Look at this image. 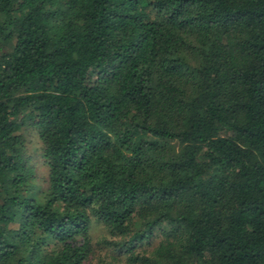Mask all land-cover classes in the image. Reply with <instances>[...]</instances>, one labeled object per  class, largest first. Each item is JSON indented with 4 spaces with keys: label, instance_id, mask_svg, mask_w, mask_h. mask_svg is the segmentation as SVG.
<instances>
[{
    "label": "trees",
    "instance_id": "1",
    "mask_svg": "<svg viewBox=\"0 0 264 264\" xmlns=\"http://www.w3.org/2000/svg\"><path fill=\"white\" fill-rule=\"evenodd\" d=\"M0 264H264V0H0Z\"/></svg>",
    "mask_w": 264,
    "mask_h": 264
},
{
    "label": "rangeland",
    "instance_id": "2",
    "mask_svg": "<svg viewBox=\"0 0 264 264\" xmlns=\"http://www.w3.org/2000/svg\"><path fill=\"white\" fill-rule=\"evenodd\" d=\"M26 138H27V149H28V154L31 159V163L35 169V173L37 175V179L39 183L44 182V177L46 174V166L44 165L41 155H40V144L39 141L36 137V133L33 130H28L25 132ZM101 233L100 228L98 227H93L91 229V235L96 239L99 237Z\"/></svg>",
    "mask_w": 264,
    "mask_h": 264
}]
</instances>
